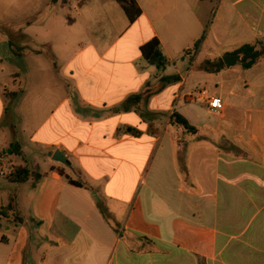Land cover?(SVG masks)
Returning <instances> with one entry per match:
<instances>
[{"label": "crops", "instance_id": "obj_1", "mask_svg": "<svg viewBox=\"0 0 264 264\" xmlns=\"http://www.w3.org/2000/svg\"><path fill=\"white\" fill-rule=\"evenodd\" d=\"M136 1L142 15L133 24L113 1L100 4L115 13L104 12L101 32L75 34L69 19L39 41L54 58L41 47L23 51L31 63L22 74L0 55V155L41 176L0 184L15 186L0 193V221L17 233L0 226V264H28L29 247L38 264H264V58L251 69L200 70L244 45L264 46V0H221L211 23L205 5L213 0ZM153 39L165 68L142 55ZM205 50L213 59L197 64ZM166 76L180 82L121 110ZM203 87L223 100V112L193 102L182 112L184 96ZM174 112L196 132L170 124Z\"/></svg>", "mask_w": 264, "mask_h": 264}, {"label": "rangeland", "instance_id": "obj_2", "mask_svg": "<svg viewBox=\"0 0 264 264\" xmlns=\"http://www.w3.org/2000/svg\"><path fill=\"white\" fill-rule=\"evenodd\" d=\"M89 1H91V6L89 5L90 12L88 13V0H59L58 4H54L53 0H0V55L5 58L7 68L11 66V68H13L12 73L16 72L17 69V71L22 74V70L25 71V69H27L29 67V64L31 63L25 58L15 55L13 52L15 48L19 49L20 52H23L25 50L28 51L41 47V49L44 50L45 54H49V57L54 58L51 48L40 46L39 41L42 40V38L49 37L56 32H60L62 29L61 26L68 25L67 23L71 18L77 21V23L72 29L73 33L75 34H78L81 28H85L88 30V27V31L91 33L101 32V30L105 27V25L102 24L104 23L103 20L105 18L104 12H109V15L111 17L115 15L112 9H102L100 6V4L102 3H108L107 1H113L115 4V8H117V11H119L124 16L123 18L127 20L125 13L123 12L121 6L119 5V3H117L116 0ZM213 2L214 5H212V3L210 4V2L205 5V10H207L206 12L208 15V23H211L214 20L216 12L218 10V3L221 2V0H218L217 2L216 0H213ZM88 16H91L90 19L92 21L90 23H88ZM84 23H86L87 26H85ZM117 34L118 33H116V31H113V38H115V35ZM194 59L195 57L193 56L190 62L194 61ZM212 59L213 57L210 54V51L205 50V54L198 55L195 61L197 64H200L205 60ZM181 64L182 61L178 63L179 68L181 67V72L185 77H189V74H187V69L189 65L185 67ZM44 65H48V61L45 60ZM175 101H181L180 96L178 99H175ZM184 102H192L184 99L178 105L180 110L186 113L188 109H183L185 108V104H183ZM190 108L199 110L202 119H204L203 117L205 115V111L200 106L190 105ZM189 117L193 119L192 116ZM192 119L191 122L194 125H199L201 123L199 122L197 124V122ZM5 154L8 165L14 166V163H10V157L8 153ZM16 161L22 163V161L18 158L16 159ZM6 182L8 181L0 179V184ZM14 187V185L11 186L13 190L2 189L0 193L13 194ZM111 205L114 204L111 203ZM100 206L103 210L106 209V205L104 202H100ZM107 219H109L110 222L114 224L115 221L120 220L121 217L117 216L114 218L108 216ZM0 226L2 233L6 235L17 234L16 227L12 223H8L2 220L0 221ZM8 226H12L13 228L12 231L9 233L7 232ZM24 257H27L29 259L28 264H38L39 255L35 253V249H33V247H29L28 254H24Z\"/></svg>", "mask_w": 264, "mask_h": 264}, {"label": "trees", "instance_id": "obj_3", "mask_svg": "<svg viewBox=\"0 0 264 264\" xmlns=\"http://www.w3.org/2000/svg\"><path fill=\"white\" fill-rule=\"evenodd\" d=\"M59 0H53L54 4H57ZM122 9L124 10L126 16L128 17V20L130 23H134L141 15L142 10L140 6L138 5V2L136 0H117ZM204 38L196 43L194 49L197 51L199 50ZM14 54L17 56H21L23 52H20L19 49L15 48L13 50ZM142 55L144 59L151 65L156 66L159 69L165 68L168 65L167 59L164 57L161 48H160V42L157 39H153L152 41L148 42L146 45H144L141 48ZM232 55H239L242 60V65L245 69H251L254 65L260 62L261 59L264 58V46L259 48L257 44H247L238 49L234 52ZM225 67V64L222 59H220L216 63L212 62H205L200 66V70L206 71L208 73H213L221 71ZM180 82L179 76H166L163 77L158 86L154 90H150V88H147L146 91L143 94L140 95H134L128 98L122 105L121 110L125 112H129L133 110L134 108H137L142 101L148 100L151 96L160 93L163 91L166 87L172 84H176ZM16 94H12L11 96H15ZM170 124L172 125H178L186 129L188 132L195 133L196 128L190 124V122L181 114L178 112H174L172 116L170 117ZM12 154L14 155H22V152L20 150V146L13 145L11 147ZM16 168V174L10 178L9 180L16 184H22L28 182L31 178L35 180L37 183L40 180V175L37 174L36 170L30 169L29 167H22V168ZM63 176L65 174L63 172H60ZM70 183L76 187L84 188L86 185L81 181H75L71 178H68ZM35 183V184H36ZM14 199L11 201L10 205L8 206V209L13 208ZM102 213L105 215V210L102 209L100 206Z\"/></svg>", "mask_w": 264, "mask_h": 264}, {"label": "built area", "instance_id": "obj_4", "mask_svg": "<svg viewBox=\"0 0 264 264\" xmlns=\"http://www.w3.org/2000/svg\"><path fill=\"white\" fill-rule=\"evenodd\" d=\"M179 96L176 97L178 99ZM184 99L206 106L211 112L221 114L225 108L223 100L211 93L207 88H198L193 93L185 95ZM11 163V162H10ZM12 164V163H11ZM16 174L15 166H9L6 154L0 155V179H10Z\"/></svg>", "mask_w": 264, "mask_h": 264}, {"label": "water", "instance_id": "obj_5", "mask_svg": "<svg viewBox=\"0 0 264 264\" xmlns=\"http://www.w3.org/2000/svg\"><path fill=\"white\" fill-rule=\"evenodd\" d=\"M224 64L230 68L232 66H235L236 64L238 63H241L242 60H241V57L239 55H232V54H229V55H226L222 58ZM11 153V152H9ZM54 161L56 162H59V163H62V164H65V165H69V162L64 158V156L60 153H56L54 155Z\"/></svg>", "mask_w": 264, "mask_h": 264}]
</instances>
